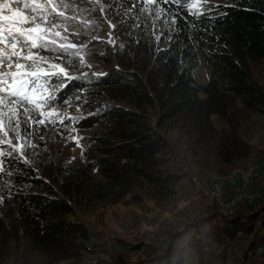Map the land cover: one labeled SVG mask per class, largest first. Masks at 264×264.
<instances>
[{"label": "trees", "instance_id": "1", "mask_svg": "<svg viewBox=\"0 0 264 264\" xmlns=\"http://www.w3.org/2000/svg\"><path fill=\"white\" fill-rule=\"evenodd\" d=\"M74 3L110 40L107 54H98L107 71L69 78L58 92L60 102L80 96L86 114L77 128L97 130L82 140L83 168L63 169L77 186L91 187L99 200L130 196L169 211L180 188L194 185L178 143L206 171L231 172L252 154L239 134V112L264 109V0H153L150 10L146 0ZM41 42L61 57L78 50ZM201 69L209 72L206 83L198 81ZM215 115L224 128L212 122ZM256 202L232 217L218 203L208 207L184 230L168 233L164 251L116 238L108 240L119 250L109 253L102 234L69 218L74 209L57 187L10 157L0 164V248L23 242L35 264L81 263L102 247L107 264H187V251L196 264H215L213 248L232 252L242 243L253 258L250 251L264 250V202Z\"/></svg>", "mask_w": 264, "mask_h": 264}, {"label": "rangeland", "instance_id": "2", "mask_svg": "<svg viewBox=\"0 0 264 264\" xmlns=\"http://www.w3.org/2000/svg\"><path fill=\"white\" fill-rule=\"evenodd\" d=\"M146 2L150 10L153 0ZM16 13L20 15L13 19ZM41 41L78 50L61 57L41 49ZM108 42L107 32L94 26L90 14L79 8L74 0H0V164L10 157L30 163L73 207L71 220H79L102 234L99 243L108 244L109 253L119 250L117 244L108 240L116 238L138 245L155 244L159 251H164L168 233L184 230L189 221L205 214L209 206L203 188L212 183L211 176L218 175L224 182L232 171L203 170L202 164H196L178 143L184 158L182 168L191 173L194 185L192 189L185 183L180 188V202L169 211L157 208L149 199L138 204L130 196L115 203L99 200L91 187L86 184L79 187L68 177L64 167L71 163L83 168L82 140L97 130L77 128V122L86 114L80 96L60 102L58 92L69 78L105 73L107 69L98 54H107L105 43ZM111 54L114 57L112 51ZM258 72L264 81L261 65ZM208 76L209 72L201 69L198 81L206 83ZM239 118L240 137L251 144L252 154L237 163L235 169H259L260 178L245 194L264 197V109L243 110L239 112ZM212 122L224 128L218 116L215 115ZM176 136L174 132L167 134L175 143ZM234 192V188L227 189L226 197H233ZM263 202L260 199L255 206L259 207ZM246 249L247 244L243 243L233 245L232 252H222V247L213 248L214 263L225 264V259L231 258L232 264H264V250L250 258L246 257ZM102 252L107 254V259L98 264H107L111 258L106 247L87 254L84 261L77 264H92V258ZM184 256L187 264H196L191 251L185 252ZM176 257L177 254L174 259ZM137 258L134 256L133 260ZM35 262L34 255L23 242L0 248V264Z\"/></svg>", "mask_w": 264, "mask_h": 264}, {"label": "built area", "instance_id": "3", "mask_svg": "<svg viewBox=\"0 0 264 264\" xmlns=\"http://www.w3.org/2000/svg\"><path fill=\"white\" fill-rule=\"evenodd\" d=\"M212 178V179H211ZM209 186L203 188L204 197H206L207 206H213L214 204H219L222 210L229 217L235 215L238 210L245 206L246 204H254L257 200L261 198L259 195H248L245 194L246 190L253 186L257 180L260 178V171L257 168H249L243 171L235 169L231 174L221 181V177L218 175L211 176ZM226 180V182H225ZM196 182L197 180L194 179ZM234 188L235 192L233 197H226L227 189ZM261 250H252L249 252L250 255L260 253ZM107 254L104 252L96 254L92 258V264H98L102 260L107 259ZM227 264H231L230 260H227Z\"/></svg>", "mask_w": 264, "mask_h": 264}, {"label": "snow or ice", "instance_id": "4", "mask_svg": "<svg viewBox=\"0 0 264 264\" xmlns=\"http://www.w3.org/2000/svg\"><path fill=\"white\" fill-rule=\"evenodd\" d=\"M19 15H20L19 13H16V14H14V16L12 18L15 19L16 16H19Z\"/></svg>", "mask_w": 264, "mask_h": 264}]
</instances>
